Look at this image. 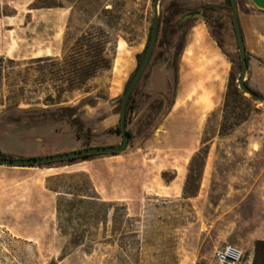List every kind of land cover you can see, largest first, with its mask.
Returning <instances> with one entry per match:
<instances>
[{
    "label": "rangeland",
    "instance_id": "rangeland-1",
    "mask_svg": "<svg viewBox=\"0 0 264 264\" xmlns=\"http://www.w3.org/2000/svg\"><path fill=\"white\" fill-rule=\"evenodd\" d=\"M152 1L0 0L1 156L119 147L118 99L147 43ZM193 14L205 23L182 21ZM157 15V42L126 109L124 153L3 168L12 174L0 175V264H214L226 245L252 264L264 241V107L237 85L231 6L162 0ZM200 27L219 60L193 56L198 39L185 51ZM90 32L107 43V65L71 87L75 43ZM244 85L263 95L261 74ZM211 139L228 140L201 148Z\"/></svg>",
    "mask_w": 264,
    "mask_h": 264
},
{
    "label": "water",
    "instance_id": "water-1",
    "mask_svg": "<svg viewBox=\"0 0 264 264\" xmlns=\"http://www.w3.org/2000/svg\"><path fill=\"white\" fill-rule=\"evenodd\" d=\"M161 1L162 0L152 1V21H151L149 42L146 47L141 63L136 67L133 73V77L130 78L122 93V97L119 105V114H118V118H119L118 130L121 140L119 147L88 148L81 151H75L61 155L47 156L41 158L20 159V160L5 159L0 157V167H4L8 169L34 168L45 165L71 162L79 159H88L92 157L117 156L126 151L130 139L129 134L126 131V120H125L127 103L131 97L133 90L135 89L136 85L139 83L152 57L159 31L157 9ZM229 1L231 5V23L236 38L239 67H240L237 85L239 89L242 90L244 95L248 96L250 99L254 100L255 102L264 104V78H263L262 96L255 95L252 91H250V89H248V87L244 85V80L247 72V62L245 58L243 38L238 23L237 3L236 0H229ZM185 20H201L205 22L204 16L200 14L187 15L182 19V21Z\"/></svg>",
    "mask_w": 264,
    "mask_h": 264
},
{
    "label": "crops",
    "instance_id": "crops-1",
    "mask_svg": "<svg viewBox=\"0 0 264 264\" xmlns=\"http://www.w3.org/2000/svg\"><path fill=\"white\" fill-rule=\"evenodd\" d=\"M245 1H246L245 8L248 9V13L243 14L239 11L237 15H238L240 32L243 38L245 58L247 62L246 74L251 77H256L261 74L264 78V0H245ZM195 39H198L200 46L194 47L192 49L193 56L204 54L205 56L203 57V59L205 61H208L210 58L211 60H219L218 58L219 50L212 41L211 43H208L207 41L208 35L205 27H200L197 35L195 37L192 36V39L190 37V41L188 40V42L186 43L185 51H187V49L190 50V48L188 47L190 46L191 42H193V40ZM124 83L125 80L123 84ZM217 85L218 84H216V86ZM179 96L180 93L179 90L177 89L176 99H179ZM227 140L228 139H211L205 141L204 143H201L200 145L201 148L209 146L208 151L211 152L212 150L211 147L215 145V142H225ZM260 146L261 144L259 143L257 149L258 157L261 156V152H262ZM200 149H197L194 152H197ZM3 168L4 167H0V175L12 174L7 171H4ZM24 169H29V168H24Z\"/></svg>",
    "mask_w": 264,
    "mask_h": 264
},
{
    "label": "trees",
    "instance_id": "trees-1",
    "mask_svg": "<svg viewBox=\"0 0 264 264\" xmlns=\"http://www.w3.org/2000/svg\"><path fill=\"white\" fill-rule=\"evenodd\" d=\"M226 3L230 5L229 0H225ZM180 25V24H178ZM149 37L147 43L145 45V48L141 54V60L138 62V65L141 63L143 55L145 53L146 47L149 42ZM97 41L95 39V34L93 33H87L84 36H82L80 39H78L75 43L74 48L78 49V53L74 54L73 62H72V73L70 75L71 79L68 82L71 87L76 86L77 84H82L90 80L96 73L97 71L103 69L106 65L107 62L106 60L101 57V55L104 54L105 52V47L107 43H94ZM86 49V52L82 54L81 50ZM101 54V55H100ZM43 61H49V60H37V63H41ZM240 69V67H239ZM133 77V75H132ZM131 77V78H132ZM121 99H118V104L120 105ZM128 106V103H127ZM127 109V108H126ZM75 123L77 121H74ZM82 129L78 127L76 131L79 133ZM114 133L119 135V130L118 127L115 129ZM129 136L130 133L128 132ZM0 157L4 158L3 156L0 155ZM82 160V159H79ZM47 166V165H45ZM35 168V167H34ZM68 207L73 206L71 203L66 204ZM57 216H61L60 209L58 208L56 210ZM252 264H264V241L263 242H257L255 247H254V258L252 261Z\"/></svg>",
    "mask_w": 264,
    "mask_h": 264
},
{
    "label": "built area",
    "instance_id": "built-area-1",
    "mask_svg": "<svg viewBox=\"0 0 264 264\" xmlns=\"http://www.w3.org/2000/svg\"><path fill=\"white\" fill-rule=\"evenodd\" d=\"M241 261L242 252L235 246L226 245L214 254V264H240Z\"/></svg>",
    "mask_w": 264,
    "mask_h": 264
}]
</instances>
